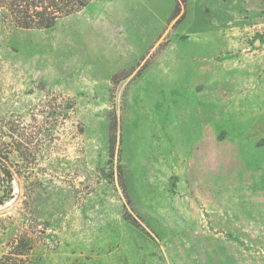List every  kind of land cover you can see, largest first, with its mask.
Here are the masks:
<instances>
[{
	"label": "rangeland",
	"instance_id": "obj_1",
	"mask_svg": "<svg viewBox=\"0 0 264 264\" xmlns=\"http://www.w3.org/2000/svg\"><path fill=\"white\" fill-rule=\"evenodd\" d=\"M0 146V256L24 236L33 264H264V0L3 17Z\"/></svg>",
	"mask_w": 264,
	"mask_h": 264
},
{
	"label": "trees",
	"instance_id": "obj_2",
	"mask_svg": "<svg viewBox=\"0 0 264 264\" xmlns=\"http://www.w3.org/2000/svg\"><path fill=\"white\" fill-rule=\"evenodd\" d=\"M93 0H0V21L3 17H10L19 27L46 29L53 27L56 22L66 16L81 11ZM179 3V0H178ZM180 9V4H178ZM8 152L0 146V181L2 185V198L0 203H4L6 198L12 193L11 188H7L6 182L10 183L15 175ZM32 249L30 240L19 236L13 240L11 250L0 256V264H33L29 259Z\"/></svg>",
	"mask_w": 264,
	"mask_h": 264
}]
</instances>
